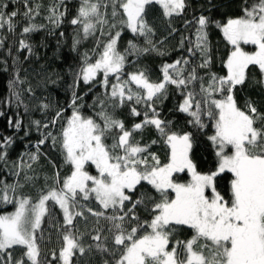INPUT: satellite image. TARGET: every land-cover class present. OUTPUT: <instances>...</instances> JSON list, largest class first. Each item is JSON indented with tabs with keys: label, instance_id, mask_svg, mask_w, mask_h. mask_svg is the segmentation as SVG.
Returning <instances> with one entry per match:
<instances>
[{
	"label": "snow or ice",
	"instance_id": "6c2138e0",
	"mask_svg": "<svg viewBox=\"0 0 264 264\" xmlns=\"http://www.w3.org/2000/svg\"><path fill=\"white\" fill-rule=\"evenodd\" d=\"M9 3L17 5L10 12ZM152 5H159L168 20L166 35L149 18ZM220 6L204 0L187 19L192 0H80L68 21L78 26L70 51L79 63L68 65L71 83L65 87L64 70L50 61L38 64L41 57L23 38L45 27L34 23L43 4L0 0V30L7 27L15 34L16 18L28 21L15 55L0 32V50L11 57V66L6 58L0 60L3 71H10L0 117L15 107L7 117L9 128L23 131L24 137L38 134L35 151H27L25 144L16 159L9 149L18 137L0 136V264H41L46 217L62 240L47 264H264V103L241 95L247 88L264 96V0H239V14L224 20L211 15ZM68 11L67 0H52L45 17L52 25L50 35ZM174 17L184 19L185 29L194 26L191 34L180 33ZM213 29L230 46L220 60L223 74L215 70ZM178 33L172 50L180 55L161 64L157 80L147 67L127 71L141 57L170 55L165 42ZM85 41L93 47L81 51ZM57 45L59 50V39ZM248 45L254 50L247 51ZM49 85L64 87V105L37 95ZM81 85L86 91H80ZM172 88L181 97L174 110L185 116V128L164 115ZM125 107L126 118L120 115ZM33 112L41 118L33 119ZM149 131L155 138L145 141ZM200 137L210 146L211 160L195 155ZM42 147L58 151L69 174L62 177ZM42 156L52 173L38 186L33 164ZM25 185L36 188L35 197L21 191ZM9 205L14 210L3 211ZM89 217L95 220L91 231Z\"/></svg>",
	"mask_w": 264,
	"mask_h": 264
},
{
	"label": "trees",
	"instance_id": "16d2710c",
	"mask_svg": "<svg viewBox=\"0 0 264 264\" xmlns=\"http://www.w3.org/2000/svg\"><path fill=\"white\" fill-rule=\"evenodd\" d=\"M40 2L43 4V8L41 9V15L37 16L34 20V23L38 25H45L44 28L39 29L37 32H33L30 34H27L26 37H23L26 39V42L31 43L36 51V54L41 57V59L38 61V64H42L45 62H52L54 63L55 67L58 69H63L65 73L64 78V86L66 87L67 83H71V75L67 74V68L68 65H72L73 67L78 66V58L77 54L70 51V44L72 37L74 35V27L78 26H72L68 23L70 19H72L77 14V9L80 5V0H67L69 11L67 14V17L64 21V23L57 29H55V33L50 35L49 29L52 28V25L49 24V22L45 19V17L48 15L47 8L52 2V0H40ZM204 0H192V8L187 10V19L192 18L193 9H198L199 5L203 3ZM218 4L221 6L218 9H214L211 13V15L215 19L224 20L228 16H235L239 14L238 11V3L239 0H216ZM17 5H13L9 3V8L7 9L8 12L12 11ZM20 11H23V5L18 6ZM196 14H199L197 11ZM205 14H208L207 12ZM149 18L150 20H153L155 22V26L157 27L158 33L161 35H166V28L168 20L163 16L162 9L159 5H152L149 11ZM16 20L17 28L15 31V34H9L7 31V27L0 30L4 35L7 36V43L12 46L13 48V55L16 54V48L18 47L19 39L22 37L20 36V32L22 30L23 26H26L28 24V21L23 20L21 17H17ZM172 23L175 27H177L180 30V33H184L186 35L191 34V32L194 30V26H190L188 29H185L184 27V19L180 17H174L172 19ZM63 31L64 36L60 37L59 33ZM127 34L125 35L124 40L121 42V49H123L124 46H126V39ZM180 34L178 33L175 37L171 38L170 41H166L165 43L168 46V50L170 52V55L166 56H156L155 54H152L147 57H141L140 62L133 67L132 65H129L127 67V71H135L137 67H147L150 70L151 78L153 80H157L161 73H160V66L164 62H171L175 60L180 53L177 51H173V47L176 46L179 42ZM210 38L212 40L213 44V50H214V56L216 58V65L215 70L223 74L224 69L222 68V65L220 64L221 58L226 57L228 51L230 50V46L227 44V42L224 40L222 34L218 29H213L210 34ZM57 39L60 40L59 50L57 45ZM93 47V44L91 41H85L84 44L81 47V51L85 49H90ZM247 51H253V46H244ZM26 51L21 54V60L23 59V55H26ZM59 56L62 58H65L63 63H61L59 60H53L54 57ZM7 59L9 66H11V57L8 56L6 49L0 50V60ZM27 67L28 65L25 64ZM10 78V71L8 73L3 71V64H0V97L6 96L8 94L7 89V80ZM35 80L33 83L35 84ZM101 89L99 87L96 88V91L99 92ZM81 92L86 91V88L81 85ZM171 95L164 103V115L168 119H175L176 125L178 128H185V116L183 114L175 112L176 105L180 102L181 97L176 95L175 89H170ZM41 93L44 96H47L48 101L51 102L54 106L57 104V101L62 106L65 104V102L68 99L67 93L64 90V87L61 86H52L49 85L47 89L41 88L37 90V95H41ZM248 95L252 99L256 100L259 103H264V96H262L257 90H248L246 88L245 93L241 94ZM86 99L88 102H91V96H87ZM171 110V111H170ZM17 110L15 107H12L11 109L7 110V114L4 117H0V136L8 135L13 136L14 134L18 137L16 139L15 144L9 149V155L11 159H16L20 156V154L24 151H26L24 145L28 144L27 151H35V148L33 145L36 143L38 139V134L33 131L32 134L29 137H24L23 131L19 133H15V130L12 128H9L7 117L10 115H13ZM21 114L23 113V109H20ZM85 112H88V109H85ZM128 108L125 107L122 112H120V115L122 117H127ZM33 119H40L41 114L39 112H33L32 113ZM28 117H24L25 123H27ZM128 124L130 125L132 123L131 119L127 120ZM211 131V129H209ZM19 137H24L23 139H19ZM152 138H155V133L152 131H149L145 135V141L150 140ZM154 150L157 151L161 155L162 161H165L166 158L161 151L159 147L154 146ZM42 151L46 152L48 156H50L54 161H56L57 165L60 166V174L61 176H66L70 172V167L63 165V159L62 156L58 151L53 152L49 147H42ZM210 146L206 140L205 137H200L199 144L196 148L195 155L198 159H203V157L207 156L209 160H211L210 154ZM27 159V157H25ZM41 165L43 167H41ZM202 168H206L207 164L202 163ZM33 168L36 169V172L39 174V181L38 186H42L43 184V176L45 174H51L52 173V167L50 164H48L47 160L44 159L42 156L39 163L33 164ZM88 170L92 174L95 173L94 166H90ZM29 175H32L31 172H29ZM188 177H183V179H187ZM23 183V181H21ZM24 194L29 195L31 197H35L36 195V188H33L29 185H25V187L21 190ZM89 203V206L96 208L97 205L94 201L87 202ZM14 208L12 206H5L3 211H13ZM57 217L60 219L61 223L63 220L62 213H60L58 207L55 209ZM48 218H45V223L42 225L44 232H43V239L39 241L40 248H41V264H47V260L50 259L51 251L53 249H58L62 245V240L60 239L59 233H57L55 230L51 229V225L47 222ZM95 220L92 217H89V223H88V230L91 231L92 226L94 225ZM101 223H105L104 221H101ZM81 230H83L84 225L81 223L80 225ZM51 234V240H49V235ZM94 234V233H93ZM39 235V232H38ZM190 235V233H189ZM86 243H92L91 239L89 237H85ZM19 255V253H17Z\"/></svg>",
	"mask_w": 264,
	"mask_h": 264
},
{
	"label": "rangeland",
	"instance_id": "374dc122",
	"mask_svg": "<svg viewBox=\"0 0 264 264\" xmlns=\"http://www.w3.org/2000/svg\"><path fill=\"white\" fill-rule=\"evenodd\" d=\"M249 46H251V45H249Z\"/></svg>",
	"mask_w": 264,
	"mask_h": 264
}]
</instances>
